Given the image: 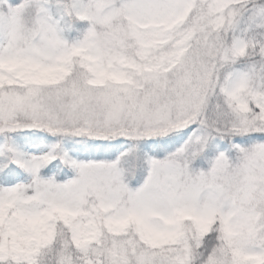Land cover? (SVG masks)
<instances>
[{"label":"snow or ice","instance_id":"snow-or-ice-1","mask_svg":"<svg viewBox=\"0 0 264 264\" xmlns=\"http://www.w3.org/2000/svg\"><path fill=\"white\" fill-rule=\"evenodd\" d=\"M0 264H264V0H0Z\"/></svg>","mask_w":264,"mask_h":264}]
</instances>
